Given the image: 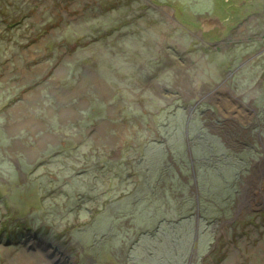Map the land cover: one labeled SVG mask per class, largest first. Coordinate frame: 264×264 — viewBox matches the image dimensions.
<instances>
[{
	"label": "rangeland",
	"instance_id": "374dc122",
	"mask_svg": "<svg viewBox=\"0 0 264 264\" xmlns=\"http://www.w3.org/2000/svg\"><path fill=\"white\" fill-rule=\"evenodd\" d=\"M190 1L200 4L0 0V264H125L119 233L138 225L129 213L161 206L178 214L183 204L191 214L181 224L190 234L183 264H264V128L254 126L264 107V42L250 41L264 35V16L253 17V0L203 16ZM254 4L264 10L263 0ZM172 101L191 117L184 132H169L163 158L178 139L186 150L193 144L198 163L212 150L224 157L254 140L259 148L232 214L219 222L198 206L190 168L175 156L165 175L146 179V153L164 162L149 140L171 131L158 127ZM219 165L210 180L223 179L214 189L224 188L221 198L231 172Z\"/></svg>",
	"mask_w": 264,
	"mask_h": 264
},
{
	"label": "trees",
	"instance_id": "16d2710c",
	"mask_svg": "<svg viewBox=\"0 0 264 264\" xmlns=\"http://www.w3.org/2000/svg\"><path fill=\"white\" fill-rule=\"evenodd\" d=\"M189 5L196 13L204 12L202 11L203 7L194 4L192 1L189 2ZM258 89H259L258 90L259 100L263 101L264 85L261 87L259 86ZM144 105L147 106L148 103ZM168 107H169L168 112L165 110L160 111L161 115L165 118V122L161 123L158 129L168 128L171 131H168L166 129L164 133H159L162 136L161 138L149 140L152 143L159 144L157 149H152V153L154 156L158 157L161 161L164 162L162 163L161 166H158L154 163L149 153H146V155L144 154L145 155L144 162L146 168L145 170L148 173V177L146 179L155 178L158 175L161 176L165 175L163 169H166L167 166L170 165L168 160L170 158H172L173 160V157L175 156L176 163L178 162L177 164L179 168H182L184 170L186 168L188 169L190 168L193 182L197 183V187L201 192L198 193L197 204L198 206L202 207L204 212L208 213L207 214L208 218L205 216V214H202L203 218H207L214 222L215 221L219 222V220L222 219L223 217L232 214L233 209L235 208L236 200L238 199V195L241 191V184L243 178L246 174L249 173L252 162L259 158V154H260L258 152L259 148L257 147L255 140H254L255 145H253L252 147L249 141H247L249 143L247 145L248 146L247 150L243 151V149L246 147L241 146V148H239L240 150H242L241 152L231 151L229 154H227L224 157H221V155L218 156L217 150H212L209 152L210 150L209 149L208 150L209 155L206 154L204 155V157H201L200 159L202 163L201 164L198 163L199 157L197 154V150L194 151L193 149V144L191 143L190 145L188 144L186 150L185 147L183 148L182 145L177 144V142L179 141L178 139L175 142L177 146V150L175 154L173 155L167 154L166 158H163L162 156H160V154L166 152L164 146L166 145L165 140L166 137H168L169 132L174 131L176 133V131H178L180 127H183V124L188 122L187 120L190 116L187 114L183 104H180L177 101L170 102L168 104ZM155 114L156 112L154 111V108L151 107V110L149 111L148 115L144 117V119L146 120L145 122L152 121L154 119ZM254 120L256 121L254 123V126L259 125L260 127L264 128V107L259 109V112H257V115L255 116ZM217 122L222 123L223 121L217 119ZM239 126L243 128V126L241 125ZM182 129L184 132V127ZM177 135L178 133L171 135L169 137L176 139ZM202 137L203 135L201 134L199 137L200 142ZM200 142L199 145L202 146V143ZM223 145H225V143ZM142 148L145 149L144 146ZM189 149L193 156L192 163L188 156ZM148 150H150V148ZM184 150L186 151L185 155L183 153L185 152ZM245 152L247 153V155L245 154ZM143 156L140 157V161L142 160ZM231 157L233 158V161H231ZM187 158L189 161L187 160ZM236 158L240 162L233 164L235 163ZM219 163L230 164L229 167H224L223 170L231 172V174L229 173L231 178L228 180L229 185H228L227 195L226 197H221V198H218L217 196H222V191L224 190V188H220L216 192L214 191V189L221 186L223 179L219 177L218 184L220 185L218 186H216L210 180L211 172L218 171L220 169ZM198 164L201 165L198 166ZM231 164H233V166H231ZM223 170L221 169L222 173H228ZM193 174L195 175V178L193 177ZM143 179H145L144 176ZM172 183L176 184L175 181H173ZM165 194H167L166 191ZM207 206H209L208 212L205 211ZM145 207L147 210L146 212L139 210L138 212L134 211L129 213L135 219L134 222H138V225L134 230H130L129 232H127V230H125V227L121 228V233H119L120 239L119 241H117V246H119L121 251H123V259L121 258L119 259V261L125 264H142L141 260L144 259L143 261H146L147 264L148 262H153V264H183L185 262L183 254L187 250V241L189 238L188 235L190 236L187 229H185L181 225L182 222L185 221V217H189L191 215L189 214V216H186L187 213L186 205L185 204L181 205V211L178 214L172 213L169 208L161 210L160 209L161 206H155L154 208H150L148 206ZM211 208L214 210H212ZM198 209L200 210V207H198ZM195 217L196 216H193V218ZM199 217H201L200 211H199ZM199 219H197L196 217V225H199ZM132 234L133 236H131ZM196 238H197V233H193L192 242L193 241L195 242ZM196 244L197 243L195 244L193 243L192 245H190L189 248H191V251L192 249L193 251H196ZM152 247L156 248L157 251V254L154 256H151L152 252L150 249Z\"/></svg>",
	"mask_w": 264,
	"mask_h": 264
},
{
	"label": "flooded vegetation",
	"instance_id": "af4514ba",
	"mask_svg": "<svg viewBox=\"0 0 264 264\" xmlns=\"http://www.w3.org/2000/svg\"><path fill=\"white\" fill-rule=\"evenodd\" d=\"M253 2H254V0L252 1V5L249 6V7H252L249 11L254 13L253 17L254 16H258V17L262 18L261 13H263V16H264V10L260 9V5L259 4H254L253 5ZM245 3H246V1H243V3H237V0H200V4L199 5L201 7H203L202 11H204V12L198 13V14H199V16H203V15L207 14L210 11H219V12H222V11L229 12L230 11L231 13H234V12L239 11L237 7L242 5L241 6V8H242L245 5H248V4H245ZM234 9H236V10H234ZM232 16H233V14H231L230 17H232ZM210 17H216V16L213 15V16H209L208 18H210ZM201 23H204V22L201 21ZM262 24L264 25V23H262ZM220 26H221V28L225 27L224 25H220ZM263 31H264V26H263ZM250 41L253 42V43L258 41L257 43L262 44L264 42V35H261L258 38H256V37L252 38ZM261 48L263 50L264 49V45L260 46V49ZM260 53H261V51H258L256 53V55H260ZM256 55H253V56H256Z\"/></svg>",
	"mask_w": 264,
	"mask_h": 264
},
{
	"label": "water",
	"instance_id": "95a60500",
	"mask_svg": "<svg viewBox=\"0 0 264 264\" xmlns=\"http://www.w3.org/2000/svg\"><path fill=\"white\" fill-rule=\"evenodd\" d=\"M206 20H208V19H206ZM209 21H214V20L209 19ZM188 156H189V159H190V161L192 163L193 160L191 159L192 153H191L190 149L188 150ZM193 177L195 178V175L194 174H193ZM194 183H195V189H197V183L196 182H194ZM195 194H196V198H197V202H198V191H195Z\"/></svg>",
	"mask_w": 264,
	"mask_h": 264
}]
</instances>
